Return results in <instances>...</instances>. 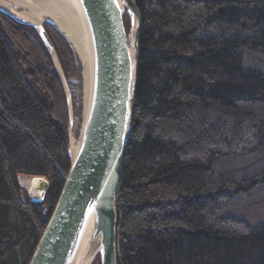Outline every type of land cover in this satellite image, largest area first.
Returning <instances> with one entry per match:
<instances>
[{
  "label": "trees",
  "instance_id": "16d2710c",
  "mask_svg": "<svg viewBox=\"0 0 264 264\" xmlns=\"http://www.w3.org/2000/svg\"><path fill=\"white\" fill-rule=\"evenodd\" d=\"M134 1L142 29L117 264H264V0ZM45 29L81 114L78 56ZM69 127L51 49L0 11V264L30 263L71 167ZM22 175L48 179L44 202L29 199Z\"/></svg>",
  "mask_w": 264,
  "mask_h": 264
},
{
  "label": "water",
  "instance_id": "95a60500",
  "mask_svg": "<svg viewBox=\"0 0 264 264\" xmlns=\"http://www.w3.org/2000/svg\"><path fill=\"white\" fill-rule=\"evenodd\" d=\"M72 1L88 39L89 91L87 101L84 98V117L75 153L70 137L69 173L29 264H78L85 250L93 255L89 264L98 255L101 264H117L116 198L132 128L142 14L134 0ZM0 11L37 28L51 49L67 92L71 128V94L45 24L53 25L70 39L47 14L37 23L15 8L0 7ZM126 14L131 19L129 33L124 21ZM77 53L83 65L85 90V65ZM49 188L50 182L45 177L29 178V199L44 202Z\"/></svg>",
  "mask_w": 264,
  "mask_h": 264
},
{
  "label": "bare ground",
  "instance_id": "6f19581e",
  "mask_svg": "<svg viewBox=\"0 0 264 264\" xmlns=\"http://www.w3.org/2000/svg\"><path fill=\"white\" fill-rule=\"evenodd\" d=\"M72 3V0H0V7L6 10L15 8L22 11V16L37 23L42 20L43 14L52 17L57 27L70 39L84 61L86 74L84 98L87 101L89 91L88 39L82 19ZM76 148L77 141L73 136V153ZM92 256L90 251L85 250L78 264H89Z\"/></svg>",
  "mask_w": 264,
  "mask_h": 264
},
{
  "label": "rangeland",
  "instance_id": "374dc122",
  "mask_svg": "<svg viewBox=\"0 0 264 264\" xmlns=\"http://www.w3.org/2000/svg\"><path fill=\"white\" fill-rule=\"evenodd\" d=\"M53 26V25H52ZM54 27V26H53ZM56 30H58L56 27H54ZM59 31V30H58ZM60 32V31H59ZM61 33V32H60ZM62 34V33H61ZM63 35V34H62ZM73 46V45H72ZM74 48V47H73ZM75 50V48H74ZM77 56H78V59H79V65H80V71H81V81H80V88L77 89L78 91L76 92L77 93V96H79V98H77V101H79L80 105H81V114H78L77 112H75L74 110V105H73V98H72V92L70 90V87H69V91H70V94H71V99H72V113H73V125L72 127L70 128L69 127V137H75L76 140L79 138V134H80V131H81V127H82V122H83V117H84V75H83V65H82V62H81V59L77 53V51L75 50ZM57 54V53H56ZM58 56V55H57ZM58 61L60 63V60L58 58ZM55 62V60H54ZM56 65V64H55ZM61 65V63H60ZM61 68H62V65H61ZM63 70V69H62ZM64 73V71H63ZM65 76V75H64ZM66 79V77H65ZM67 81V80H66ZM68 84V82H67ZM64 90H65V87H64ZM65 93L67 95V92L65 90ZM68 99V98H67ZM68 111H69V119H70V105L68 103ZM70 145H71V140H70ZM31 178L30 176H20L19 178V181L21 183V185L25 188L27 194H28V188H29V180L28 181H25L26 179H29ZM25 179V180H24ZM100 256V255H98Z\"/></svg>",
  "mask_w": 264,
  "mask_h": 264
}]
</instances>
